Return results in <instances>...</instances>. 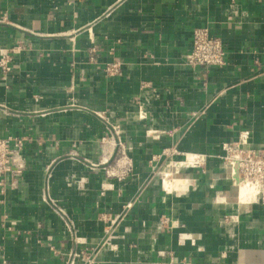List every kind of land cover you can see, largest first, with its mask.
Listing matches in <instances>:
<instances>
[{
    "label": "crops",
    "instance_id": "crops-1",
    "mask_svg": "<svg viewBox=\"0 0 264 264\" xmlns=\"http://www.w3.org/2000/svg\"><path fill=\"white\" fill-rule=\"evenodd\" d=\"M195 27L223 40L225 66L188 63ZM18 46L0 137L27 138V166L0 190V264L74 249L99 250L92 264H264V203L240 204L209 156L241 131L264 144V0H0V49ZM188 154L201 160L175 165ZM105 214L116 238L101 246Z\"/></svg>",
    "mask_w": 264,
    "mask_h": 264
},
{
    "label": "built area",
    "instance_id": "built-area-1",
    "mask_svg": "<svg viewBox=\"0 0 264 264\" xmlns=\"http://www.w3.org/2000/svg\"><path fill=\"white\" fill-rule=\"evenodd\" d=\"M16 49H0V71L6 75L12 72L13 51ZM95 48H93V51ZM188 63L192 67H223L226 65V50L223 40L213 34L207 27H195L192 31L191 49ZM106 71L110 76L122 73V63L119 61L108 63ZM116 134L119 135V131ZM250 131H241L234 141H223L217 150L209 153L210 157L218 158L222 167L230 172L231 184L237 189L238 202L241 201V185L246 184L258 190L257 194L249 197L245 203H264V144L253 146L250 139ZM103 141L106 137H103ZM118 146L121 155L117 159V166L121 170V177L127 176L133 169L129 148L118 138ZM27 138L18 135H8L0 137V190L4 192L7 186L17 187L23 178L27 166ZM198 160L194 164H197ZM176 170L180 168L175 166ZM181 167V166H180ZM179 168V169H178ZM130 207V204H127ZM61 213L63 209L59 208ZM103 219L108 222V235L101 246L109 240H114L116 234L113 231L117 225L118 217L108 214L103 215ZM159 223L161 229L164 222ZM115 247V246H114ZM114 247H111L112 249ZM99 250L88 253L83 249L71 250L67 258V264H92L97 257ZM161 258L156 264H175L172 254L160 253Z\"/></svg>",
    "mask_w": 264,
    "mask_h": 264
},
{
    "label": "bare ground",
    "instance_id": "bare-ground-1",
    "mask_svg": "<svg viewBox=\"0 0 264 264\" xmlns=\"http://www.w3.org/2000/svg\"><path fill=\"white\" fill-rule=\"evenodd\" d=\"M196 160L198 161L201 160V157L197 155L188 154L185 161L175 162V165H183L185 162H187V164L193 165ZM164 188L168 193H176L177 191L176 189L178 188V180L175 178L166 179L164 182ZM257 192L258 190L255 189L254 187L247 186L246 184H242L241 185V201H239V203L240 204L245 203L247 199H249V197L254 196L255 194H257Z\"/></svg>",
    "mask_w": 264,
    "mask_h": 264
},
{
    "label": "rangeland",
    "instance_id": "rangeland-1",
    "mask_svg": "<svg viewBox=\"0 0 264 264\" xmlns=\"http://www.w3.org/2000/svg\"><path fill=\"white\" fill-rule=\"evenodd\" d=\"M178 169H179V168H178ZM180 169H181V168H180ZM172 172H173V171H172ZM173 176L177 177V176H176V173L173 172Z\"/></svg>",
    "mask_w": 264,
    "mask_h": 264
}]
</instances>
